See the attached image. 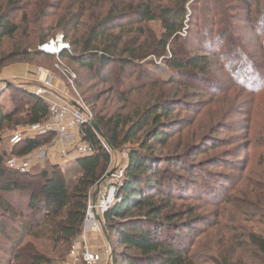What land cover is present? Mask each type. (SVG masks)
Returning <instances> with one entry per match:
<instances>
[{"label": "rangeland", "instance_id": "1", "mask_svg": "<svg viewBox=\"0 0 264 264\" xmlns=\"http://www.w3.org/2000/svg\"><path fill=\"white\" fill-rule=\"evenodd\" d=\"M5 1L0 0L1 10L5 8ZM15 1L25 8L28 15L38 12L42 16L43 27L49 32L50 40L59 35H68L67 42L70 44L85 35L99 15L107 17L117 8L132 13L131 5L138 4L140 0ZM160 3L163 7L174 5L173 1L162 0ZM186 9L187 14L183 20L185 28L180 33L182 39L194 29L190 32V38L194 41L198 33L202 35L207 25L213 23H216L212 29L215 34L223 27H229L231 34L222 41V48L217 49V54L211 56L210 81L190 77L168 84L176 74L166 64L174 56L173 50L178 55L184 53V57L204 53L202 48L199 52L196 44L189 47L183 43H173L163 57L150 55L145 60L136 61L141 67L137 73L145 70L152 78L163 82L156 87L139 89L137 86L143 80L135 77L138 82L128 80L124 84L117 83V78L121 75L119 64L111 66L110 79L103 82V78L96 74V69L90 70L70 59L44 55L6 64L0 73V81L13 85L28 83L38 86V78L41 81L49 78L54 90L61 96L82 100L86 106L88 104L92 107L95 114L106 115L108 118L119 112L122 117L132 120L148 106L163 101L165 108L172 112L170 118L181 122V125L179 129L171 131V137L165 146H156V155L160 159L177 158L180 162L175 166L162 165L160 176L164 177L168 172L176 176L171 175V178L180 179V197L184 198L174 199L164 215H182L184 219H188L193 214V217L199 218L193 225L187 244L190 256L198 264H218L217 259L221 262L226 259L232 264H264V259H254L256 250L248 240L250 235L264 240V0H190ZM75 15L82 17L79 16L74 21ZM21 19L22 14L18 13L13 22L20 24ZM61 20L71 21L67 26L70 33L57 29V23ZM122 25L124 28H116L114 33L123 34L126 47L121 46L120 55L125 58L129 56L122 51L132 47L135 42L138 43L135 47L143 45L145 52L164 33L160 20L139 22L132 17ZM137 39L139 40L136 41ZM11 45V42L5 40L3 47L7 49ZM76 53L79 55V51ZM236 58L234 62L233 59ZM245 61L258 67L262 79L260 91L251 92L250 87L239 85L232 75L235 68ZM69 73L76 77L73 83ZM131 73L128 72L126 77ZM127 87L135 90L131 92ZM11 88L25 91L14 86ZM12 95V91L8 90L0 98V109L6 113L15 109ZM21 109L13 123L5 124L0 152L8 155L6 168L7 162L13 158L30 159L33 165L28 174L37 176L46 170L50 171L54 164L48 157L43 158L40 165L35 163L38 155L36 152L40 148L25 157L16 155L22 150L23 141L14 142V136L18 131L25 132L29 128L16 122L25 109L23 105ZM146 131L147 128L131 144L114 151L108 173L126 169L130 150L140 148ZM49 146L50 144L43 147ZM58 167L69 180L77 181L80 171L76 162ZM30 182L36 184L41 181ZM20 183L25 184L26 181L22 179ZM38 189L29 186L28 190L38 192ZM96 189L93 188L90 192L93 197ZM159 197L164 199L167 196L161 194ZM114 238L117 239L116 236ZM108 240L113 249V240ZM105 244L107 241L100 238L91 239L94 250ZM242 244L249 247V251L246 253L239 250L236 254L233 253L235 247ZM94 245L97 246L96 249ZM43 246V251L55 259L56 264L68 263V251L65 254L55 253L50 243L44 242ZM119 249V252L122 251L121 247ZM227 249L232 251L226 253Z\"/></svg>", "mask_w": 264, "mask_h": 264}, {"label": "trees", "instance_id": "2", "mask_svg": "<svg viewBox=\"0 0 264 264\" xmlns=\"http://www.w3.org/2000/svg\"><path fill=\"white\" fill-rule=\"evenodd\" d=\"M163 1H173L174 5L163 7L160 3L162 0H140L138 4L131 5L132 13L117 8L107 17L99 15L93 25L88 27L85 35L70 42V51L63 53L60 59H70L90 70L96 69V74L103 78V82L110 79L111 66L119 64L121 75L117 78V83L143 80L137 87L145 89L163 82L152 78L145 70L137 73L141 67L136 61L145 60L150 55L163 57L173 43H183L189 47L196 44L199 52L202 48L203 54L184 57V53L178 55L173 50L174 56L166 64L176 74L168 84L190 77L210 81L211 56L217 54V49L222 48V41L231 34L229 27H223L215 34L212 29L216 23H213L211 26L207 25L202 35L198 33L194 41L190 38V32L194 29L182 39L180 33L185 28L183 20L190 0ZM3 5L5 8L0 9V73L8 63L39 55L48 56L40 53L38 49L51 39L38 12L28 15L25 8L15 0H6ZM18 13L22 14L21 23L15 24L13 18ZM79 16L82 17L73 16V20H78ZM131 16L139 22L160 20L164 33L145 52L143 45L135 47L138 44L135 42L132 47L122 51L129 56L125 58L120 55L121 46L126 47L123 34H115L114 30H122V23L129 22ZM69 22L71 21H58L57 29L70 33L67 27ZM64 36L68 40V35ZM5 40L12 43L7 49L3 47ZM78 51L79 55L76 53ZM233 60L235 62L237 58ZM128 72L132 73L126 77ZM232 73L239 85L250 87L251 92L260 91L259 84L262 79L257 66L245 61ZM127 88L131 92L135 90L132 87ZM9 90L13 94L11 98L15 109L8 113L0 109V140L5 124L15 121L22 105L25 109L16 121L18 125L32 126L49 119V105L45 101L25 91L14 88ZM87 106L103 139L115 151L131 144L147 128L140 148L131 149L129 152L128 166L118 193L120 201L104 216L107 236L114 242V264H198L190 256L187 244L193 225L199 218L193 217V214L188 219H184L182 215H164L174 199L184 198L180 197V179L176 180V176L167 171V175L161 177V166H175L180 161L177 158L160 159L155 149L158 145L165 146L168 143L171 131L179 129L181 122L170 118L172 112L165 108L163 101L148 106L132 120L122 117L119 112L113 113L110 118L97 115L90 105ZM81 137L91 145L94 153L76 161L80 171L76 182L69 180L57 165L37 176L10 170L5 167L7 153L0 152V264H56L55 259L43 251L44 242L50 243L55 253H69L74 239L81 233L90 192L105 177L111 165V155L92 128L83 129ZM53 140L54 135L26 139L22 142V150L16 155L28 156L51 144ZM171 175L175 178H171ZM22 179L26 181L25 184L20 183ZM32 180L41 182L33 184L30 182ZM29 186L38 187V192L29 191ZM161 194L167 197L160 199ZM248 240L250 246L256 250L254 259H264V240L255 235H250ZM119 247L122 250L120 252ZM236 248L233 250L235 254L239 250L246 253L249 251V247L243 244L239 249ZM225 251L230 253L232 250ZM217 261L218 264H232L226 259L223 262L219 259Z\"/></svg>", "mask_w": 264, "mask_h": 264}, {"label": "built area", "instance_id": "3", "mask_svg": "<svg viewBox=\"0 0 264 264\" xmlns=\"http://www.w3.org/2000/svg\"><path fill=\"white\" fill-rule=\"evenodd\" d=\"M70 49L71 46L65 36L59 35L40 46L38 51L48 56L60 58L63 53L69 52ZM69 75L70 81L73 83L76 77L71 73ZM37 81L40 84L38 86L22 83L14 84V87L21 88L45 101L49 105V119L42 124L29 126L25 132L18 131L14 136V142L54 135V140L49 147H42L36 152L38 154L35 158L37 165L42 163L43 158L48 157V150H53L60 144L65 145L62 150L63 157L71 158V161L76 162L79 158L92 155L94 153L93 148L81 137L83 129L92 128L94 130L93 126L96 123L92 112L82 100L66 95L61 96L54 90L49 78L44 81L39 78ZM9 89L8 82L0 81V98ZM98 137L105 150L112 156L115 150L107 144L103 137ZM32 163L30 159L13 158L7 162V168L25 174L31 169ZM124 173V169L115 170L109 179L95 187L97 189L94 197L89 195L84 224L81 233L71 245L67 264H114V252L106 236L104 216L120 201L118 193L124 179ZM92 238H100L102 241H107V244L104 247L101 246L100 250H94L91 246Z\"/></svg>", "mask_w": 264, "mask_h": 264}, {"label": "crops", "instance_id": "4", "mask_svg": "<svg viewBox=\"0 0 264 264\" xmlns=\"http://www.w3.org/2000/svg\"><path fill=\"white\" fill-rule=\"evenodd\" d=\"M26 79H28V78H26ZM64 146H65L64 144H60L55 149L48 150V155H47L48 158H49L48 160H50L51 162H53L54 165L61 166V164H63L65 166L66 164H69L70 162H72L71 161V158L69 159V158L63 157L61 150H63ZM94 247L96 249L97 246L94 245ZM99 248H101V246ZM98 250H100V249H98Z\"/></svg>", "mask_w": 264, "mask_h": 264}, {"label": "water", "instance_id": "5", "mask_svg": "<svg viewBox=\"0 0 264 264\" xmlns=\"http://www.w3.org/2000/svg\"><path fill=\"white\" fill-rule=\"evenodd\" d=\"M9 86L11 87V86H14V85H13L12 83H9ZM93 128H94V131L97 133V135L100 136V137H102L101 132H100V130H99V128L97 127L96 124H94ZM113 173H114V171H111L110 173H108V174L106 175V177L103 179L102 182H104L105 180L109 179ZM102 182H101V183H102Z\"/></svg>", "mask_w": 264, "mask_h": 264}]
</instances>
